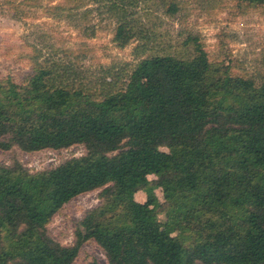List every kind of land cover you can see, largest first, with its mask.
Wrapping results in <instances>:
<instances>
[{
  "label": "trees",
  "instance_id": "trees-1",
  "mask_svg": "<svg viewBox=\"0 0 264 264\" xmlns=\"http://www.w3.org/2000/svg\"><path fill=\"white\" fill-rule=\"evenodd\" d=\"M97 1L125 47L148 0ZM186 43L185 57L144 55L141 45L138 62L123 76L109 70L98 92L62 60H37L23 81L0 76V149L86 148L36 172L0 163V264H76L88 240L108 264H264V72L234 74L199 36ZM96 190L100 204L79 221L75 242L52 237L65 205Z\"/></svg>",
  "mask_w": 264,
  "mask_h": 264
},
{
  "label": "rangeland",
  "instance_id": "rangeland-1",
  "mask_svg": "<svg viewBox=\"0 0 264 264\" xmlns=\"http://www.w3.org/2000/svg\"><path fill=\"white\" fill-rule=\"evenodd\" d=\"M178 5L171 14L160 1L141 2L136 17L138 35L125 47L115 39L117 19L97 0H0V76L25 80L35 63L62 60L80 70L78 84L102 89L109 70L123 76L127 64L139 60L137 48L148 53L185 57L193 52L186 40L199 36L212 61H224L234 74L264 72V4L250 6L241 0H168ZM151 36L146 43L142 36ZM113 78L110 76L108 80ZM124 79L121 81V84ZM90 85V86H89ZM98 92V91H97ZM86 153L83 144L69 148L26 152L19 147L0 149V163L20 161L32 172L54 168L67 159ZM158 175H151L155 180ZM164 201L162 190L153 184ZM100 190L81 194L68 202L48 229L52 237L70 245L76 240L79 221L86 211L100 204ZM147 196V192L143 191ZM137 199H141L139 196ZM164 222L165 216L160 215ZM96 259L108 264L94 240L84 243L76 264Z\"/></svg>",
  "mask_w": 264,
  "mask_h": 264
},
{
  "label": "crops",
  "instance_id": "crops-1",
  "mask_svg": "<svg viewBox=\"0 0 264 264\" xmlns=\"http://www.w3.org/2000/svg\"><path fill=\"white\" fill-rule=\"evenodd\" d=\"M142 193H143V191H140V192H138L137 195H136V197L139 196V197L141 198V199H138V200L141 201V202H143V201L146 200V196L143 195Z\"/></svg>",
  "mask_w": 264,
  "mask_h": 264
}]
</instances>
